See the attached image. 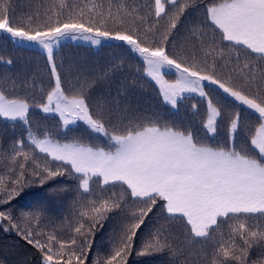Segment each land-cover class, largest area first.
<instances>
[{"label": "snow or ice", "instance_id": "6c2138e0", "mask_svg": "<svg viewBox=\"0 0 264 264\" xmlns=\"http://www.w3.org/2000/svg\"><path fill=\"white\" fill-rule=\"evenodd\" d=\"M169 4L177 10L168 19V30L156 40L148 36L155 25L146 29L141 38L136 22L144 18L134 7L120 5L114 11L111 3L105 9L96 0L82 6L56 0L44 14L45 19L33 26L32 17L28 23H14L15 16L10 13L7 0L0 3V38L20 45L35 44L46 52L54 87L47 93L46 102L37 107L43 113L58 115L64 129L82 122L91 134L104 138V145L100 146L78 140L65 142L48 134L41 138L29 131L27 140L31 151L24 150L23 140L16 142L11 159L17 165L13 171L18 170L19 174L12 180V187L0 177V193L6 192L8 197L0 203H7L29 185L43 188L59 176L67 175L77 181L79 210L72 231L79 236L80 243L76 237L62 240L54 233L47 234V242L34 240L31 231L25 234L28 243L43 253V264H85V246L91 248L92 244L89 237L98 226L103 227L102 222L109 214L122 211L128 202L140 207L130 210L131 220L124 226L118 246L103 264H128L137 232L157 205L167 214L165 220L179 219L196 243L211 240L221 225L229 227L230 238L216 247L211 264H247L254 245L264 249V229L253 228L248 223L251 219H264V95L252 96L246 91L256 80L264 84V66L252 67L247 62L264 61V0H206L203 3L205 20L201 28L195 29L200 32L198 38L203 40L210 30L212 45L216 37L222 43L228 42L219 50L207 49L206 56H212V63L207 59L200 62L195 55L190 57V63L169 55L166 46L180 17L186 9L201 6L199 0H184L179 4L178 0H154L157 23L166 15ZM109 22L116 27L109 28ZM62 40L84 41L94 46L109 40L123 42L130 52L138 55L144 75L155 82L163 103L171 109H176L186 95L195 94L206 100L202 128L193 130L191 126L161 124L159 116L147 121L121 118L106 124L102 115H93L82 92L65 93L54 56V49ZM225 48L230 57L235 54L237 63L240 54H244L245 63L238 73L235 69L228 70L229 61L218 66L213 53L218 51L223 61ZM166 69L174 70L173 81L165 79ZM222 70L227 71L223 78ZM236 76L243 80L239 86L233 82ZM205 82L257 114V125L245 132L241 113L234 111L227 122L224 146H213L198 139L201 131L214 139L222 116L220 108L205 91ZM29 108L27 100L10 97L0 90V117L28 124ZM192 109L199 114L195 104ZM37 152L39 158L34 155ZM19 158L22 161L17 163ZM29 161L34 165L30 171L35 180L26 179ZM47 191L54 195L57 189L49 186ZM34 219L39 223V215ZM0 220L10 221L11 216L0 212ZM166 234L167 229L158 228L136 255L174 252ZM94 264L101 261L97 259Z\"/></svg>", "mask_w": 264, "mask_h": 264}, {"label": "trees", "instance_id": "16d2710c", "mask_svg": "<svg viewBox=\"0 0 264 264\" xmlns=\"http://www.w3.org/2000/svg\"><path fill=\"white\" fill-rule=\"evenodd\" d=\"M4 2L5 0H0V3ZM7 2L10 13L15 16L14 23H28V18L32 17V24L35 26L45 19L44 14L56 0H7ZM91 2L92 0H68L69 4L80 6ZM96 2L103 3L105 9L111 3L114 11L120 5L129 9L134 7L138 15L144 18L136 22L141 38L144 37L146 29L155 25L148 36L156 40H159L160 34L168 30V19L177 10L176 6L166 5V15L157 23L154 16V0H96ZM205 2L206 0H199L200 7L186 9L177 28L172 30L169 36L166 50L169 55L181 62L187 59L190 63V57L195 55L200 62L207 59L212 63V56H206L207 49L215 47L219 50L228 43H222L220 38L216 37L215 45H212L210 30L203 40L198 38L200 32L195 29L201 28L205 20L202 10ZM179 3H184V0H178ZM108 27L115 28L116 24L109 22ZM213 55L216 56L218 66L224 61H229L228 70L235 69L237 73L245 63L243 53L240 54V61L237 63L235 54L230 57L227 48L224 49L223 61L220 60L218 51ZM54 56L65 93L72 95L82 92L93 115H102L106 124L110 121L115 123L121 118L147 121L159 116L161 124L191 126L193 130H200L206 120L207 102L199 96L185 97L178 102L176 109L164 104L158 94V86L144 75L142 61L137 54L130 52L123 42H110L100 46L64 42L54 50ZM8 60L12 63L8 64ZM247 62L252 67L264 66V61ZM226 75L227 71L222 70V78ZM233 82L239 86L243 82L242 77L236 76ZM52 87L54 80L51 77L50 66L46 54L41 49L0 38V90L10 97L27 100L30 105L28 124L0 117V177H4V182L9 187L13 186L12 180L19 174L18 170L13 171V168L17 167L11 159L13 149L17 141L23 140L24 150L31 151L27 140L29 131L41 138L48 134L65 142L78 140L81 143L104 145V138L91 134L82 122L64 129L58 115L43 113L37 107L46 102L47 93ZM205 91L220 108L222 116L218 120L219 126L214 139H209L211 134L205 136L202 131L198 139L213 146H224L227 141V122L234 111L241 113L242 128L245 132L257 125V114L226 96L222 90L212 86L205 88ZM246 91L252 96L264 95V84L256 80ZM193 104L197 106L198 115L192 109ZM34 155L37 158L40 156L38 152ZM20 161L22 158H19L17 163ZM33 167L29 161L26 165L27 180L36 179L31 175L30 170ZM76 185L77 181L69 176H59L49 180L43 188L37 184L29 185L7 203H0V212L11 216L10 221L0 220V264H43V253L25 238L29 231L33 233L34 240L42 242H47V234L54 233L62 240L76 237L78 244L80 243L79 236L72 231L76 226L79 210ZM49 186L57 189L54 195L48 193ZM7 199L6 192L0 193V201ZM138 207L140 205L128 202L122 211L109 214V218L102 222L103 227L98 226L94 235L89 237L92 244L91 248L85 246L84 255L87 256L85 264H94L97 259L103 264L104 259L118 246L123 228L131 220L130 210ZM35 215H39V223L34 219ZM166 215L159 210V205L153 209V213H149L145 224L137 232L133 254L128 257V264H211L216 247L230 238L229 227L221 225L213 233L211 240L196 243L187 234L179 219L165 220ZM248 223L253 228L264 229V219H251ZM161 226L167 229L166 238L174 252L165 250L147 256L136 255ZM37 232L40 234L37 235ZM237 243L243 247L242 241L238 238ZM247 264H264V249L254 245L249 251Z\"/></svg>", "mask_w": 264, "mask_h": 264}, {"label": "rangeland", "instance_id": "374dc122", "mask_svg": "<svg viewBox=\"0 0 264 264\" xmlns=\"http://www.w3.org/2000/svg\"><path fill=\"white\" fill-rule=\"evenodd\" d=\"M64 42H72V43H82V44H90V43H86V42H84V41H72V40H62L61 42H60V45L61 44H63ZM110 42H117V41H111V40H109V41H102V44H105V43H107V44H109ZM23 46H27V47H29V46H31V47H34V48H37V49H41L45 54H46V52L40 47V46H38V45H35V44H31V45H28V44H25V45H23ZM56 49V48H55ZM54 49V50H55ZM165 73H166V75H165V79H167V80H169V81H173L174 79H175V73H174V70H172V71H169V70H165ZM155 83V82H154ZM212 86H214V85H211V84H208L207 82H205V88H210V87H212ZM214 87H216V86H214ZM191 96H198V95H195V94H193V95H191ZM185 97H189V96H185ZM169 106V105H168ZM170 107V106H169ZM5 119V118H4ZM7 120V119H6Z\"/></svg>", "mask_w": 264, "mask_h": 264}]
</instances>
